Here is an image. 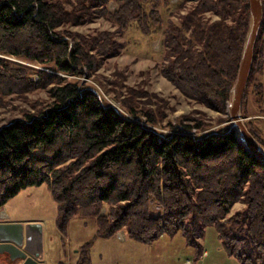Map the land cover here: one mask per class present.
<instances>
[{
  "label": "trees",
  "instance_id": "16d2710c",
  "mask_svg": "<svg viewBox=\"0 0 264 264\" xmlns=\"http://www.w3.org/2000/svg\"><path fill=\"white\" fill-rule=\"evenodd\" d=\"M168 1L0 0V102L16 96L28 104L20 118L0 127V209L22 190L45 185L62 233L74 217L94 222L93 241L124 232L150 244L180 232L199 254L196 239L214 226L229 256L264 264V165L230 127L194 138L191 132L207 124L192 119L178 128L169 123L177 134L161 135L133 119L140 115L148 126L166 119L161 100L150 99L155 94L133 88L122 98L116 93L123 115L80 80L127 47L118 38L130 29L146 37L161 34L160 75L186 99L218 113L219 123L228 122L226 105L249 30L247 0H177L176 20L164 21L160 9ZM97 17L115 30L86 35L66 29ZM8 58L40 69L30 72ZM262 69L264 21L242 115L250 86L264 100V83L252 84ZM45 90L46 100L28 97ZM247 128L264 147L251 123ZM151 202L160 214L153 215ZM236 203L244 208L230 215ZM92 243L80 247L77 264H91Z\"/></svg>",
  "mask_w": 264,
  "mask_h": 264
},
{
  "label": "rangeland",
  "instance_id": "374dc122",
  "mask_svg": "<svg viewBox=\"0 0 264 264\" xmlns=\"http://www.w3.org/2000/svg\"><path fill=\"white\" fill-rule=\"evenodd\" d=\"M168 2L167 7H161L160 9L163 20L166 21L169 18L176 20L175 7L177 0H169ZM114 7L115 3L112 2L109 5V10L111 11ZM186 7L188 9L189 5ZM185 11L182 10L183 13ZM205 17L206 19H217L210 17L208 14ZM263 21L264 18L262 23ZM66 29L74 33L88 35L94 34L96 30L114 31L115 27L107 20L97 17L87 24L67 26ZM161 37V34L141 36L135 29H130L123 37L118 38L119 41H127V47L121 50V53L117 56L102 59L94 75L85 79L80 78V80L89 85L96 94L123 115L126 112L115 99L114 95L116 93L120 94L119 96L122 98L127 88H133L143 89L148 94H155L156 96H151L150 99L153 102L155 99L158 102L161 100V105H164V111L167 113L166 119L155 126L146 125L145 119L140 115L133 119L142 121V125L161 135L177 134V129H173L168 125L169 123L178 128L184 124H194L192 119L207 124V127L202 131L191 132L190 136L194 138L230 126L228 122L219 123L217 121L221 118L218 113L186 99L168 80L160 75L162 64ZM8 59L29 68L30 72L31 69H40L31 63L13 58ZM31 76L34 77V73H31ZM69 78L75 81L78 80L73 76ZM109 82L116 84L115 89L108 84ZM260 83H264V69L255 73L252 77V84ZM47 92V90L38 91L28 95V97L32 101L46 100ZM255 93L250 86L245 99L243 114L245 117L242 112L241 116L244 119L243 123L246 128L248 123H251L254 131L264 140V100L262 98L258 100ZM145 99L147 98L142 97L140 100L144 101ZM27 107L28 104L24 103L19 97H6L0 102V127L20 118L21 109ZM151 207L153 215L160 214V208L156 204L151 202ZM243 208V203H236L232 206L230 215L241 211ZM56 217V203L45 185L22 190L3 209H0V221H35L42 223L44 230V264H57L58 262L77 264L78 251L82 245L88 242H93L89 253L91 264H241L238 258L233 255L229 256L219 244L214 226L206 227L203 237L196 239L202 247L201 252L198 254L196 248L187 245L180 232L174 236L162 235L150 244L128 239L124 232H117L109 239L93 241L96 228L93 221L88 220L85 222L74 217L68 222L66 232L62 233L56 225Z\"/></svg>",
  "mask_w": 264,
  "mask_h": 264
},
{
  "label": "water",
  "instance_id": "95a60500",
  "mask_svg": "<svg viewBox=\"0 0 264 264\" xmlns=\"http://www.w3.org/2000/svg\"><path fill=\"white\" fill-rule=\"evenodd\" d=\"M249 6V30L241 53L236 80L230 90L225 116L235 133L237 141L264 165V148L250 134L241 116L242 101L247 87L252 63L254 45L263 20L261 0H247ZM44 230L40 222L0 223V263L7 258L16 264H43ZM5 257V258H4Z\"/></svg>",
  "mask_w": 264,
  "mask_h": 264
},
{
  "label": "flooded vegetation",
  "instance_id": "af4514ba",
  "mask_svg": "<svg viewBox=\"0 0 264 264\" xmlns=\"http://www.w3.org/2000/svg\"><path fill=\"white\" fill-rule=\"evenodd\" d=\"M5 222H9V221H0V223H5ZM5 258V257H4ZM3 260V262L2 263H0V264H16L17 262H10L9 260H7V258H5V259H2Z\"/></svg>",
  "mask_w": 264,
  "mask_h": 264
},
{
  "label": "crops",
  "instance_id": "0c3cea01",
  "mask_svg": "<svg viewBox=\"0 0 264 264\" xmlns=\"http://www.w3.org/2000/svg\"><path fill=\"white\" fill-rule=\"evenodd\" d=\"M9 222H21V221H11V220H9ZM23 222V221H22ZM45 255V254H44ZM78 255V254H77ZM43 264L45 263V259H43ZM57 264H63L62 262H58Z\"/></svg>",
  "mask_w": 264,
  "mask_h": 264
},
{
  "label": "built area",
  "instance_id": "2783aa9c",
  "mask_svg": "<svg viewBox=\"0 0 264 264\" xmlns=\"http://www.w3.org/2000/svg\"><path fill=\"white\" fill-rule=\"evenodd\" d=\"M189 264V263H188Z\"/></svg>",
  "mask_w": 264,
  "mask_h": 264
}]
</instances>
